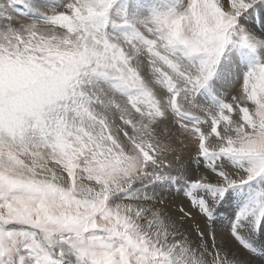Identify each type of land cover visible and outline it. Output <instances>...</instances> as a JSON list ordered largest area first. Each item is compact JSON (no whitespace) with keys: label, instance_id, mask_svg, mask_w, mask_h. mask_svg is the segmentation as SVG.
Masks as SVG:
<instances>
[{"label":"snow or ice","instance_id":"6c2138e0","mask_svg":"<svg viewBox=\"0 0 264 264\" xmlns=\"http://www.w3.org/2000/svg\"><path fill=\"white\" fill-rule=\"evenodd\" d=\"M0 264H264V0H0Z\"/></svg>","mask_w":264,"mask_h":264},{"label":"bare ground","instance_id":"6f19581e","mask_svg":"<svg viewBox=\"0 0 264 264\" xmlns=\"http://www.w3.org/2000/svg\"><path fill=\"white\" fill-rule=\"evenodd\" d=\"M180 202V200H179V198H176L174 201L173 200H169V204H170V206L174 209L175 208V205L177 204V203H179Z\"/></svg>","mask_w":264,"mask_h":264}]
</instances>
